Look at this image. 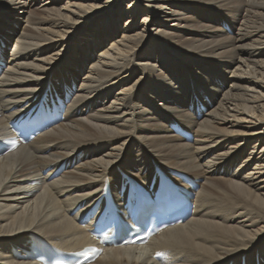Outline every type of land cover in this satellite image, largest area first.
I'll use <instances>...</instances> for the list:
<instances>
[{"label": "bare ground", "instance_id": "bare-ground-1", "mask_svg": "<svg viewBox=\"0 0 264 264\" xmlns=\"http://www.w3.org/2000/svg\"><path fill=\"white\" fill-rule=\"evenodd\" d=\"M120 1L0 0V264L89 245L88 264H264V0ZM42 94L63 119L6 152ZM160 174L190 215L99 244L86 216L106 187L122 240L127 187Z\"/></svg>", "mask_w": 264, "mask_h": 264}, {"label": "rangeland", "instance_id": "rangeland-1", "mask_svg": "<svg viewBox=\"0 0 264 264\" xmlns=\"http://www.w3.org/2000/svg\"><path fill=\"white\" fill-rule=\"evenodd\" d=\"M127 0H121L120 1V5H122V7H123V10L125 9V7H126V5H127ZM123 22H124V18H122V21H121V24H119V27L121 28L122 26H123ZM14 36H16V34L14 35ZM15 41V39L12 41V42H14ZM107 46V45H106ZM203 112H205V111H203ZM259 146V145H258ZM250 149V148H249ZM248 149V150H249ZM247 150V151H248Z\"/></svg>", "mask_w": 264, "mask_h": 264}]
</instances>
